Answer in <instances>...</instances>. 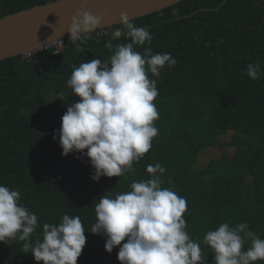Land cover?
Listing matches in <instances>:
<instances>
[{
    "label": "trees",
    "instance_id": "obj_1",
    "mask_svg": "<svg viewBox=\"0 0 264 264\" xmlns=\"http://www.w3.org/2000/svg\"><path fill=\"white\" fill-rule=\"evenodd\" d=\"M56 1L0 0V19ZM131 22L153 36L138 52L150 47L177 61L158 77L148 73L159 93L153 102L158 135L150 150L130 172L99 181L90 178L94 169L86 156L62 155L53 136L67 107L79 100L67 84L73 66L108 61L117 44L130 41L69 42L59 53L0 62V185L18 190L19 203L37 215L33 245L42 240L45 223L79 216L86 244L77 264H120L119 246L108 253L105 238L91 233L95 205L102 195L115 198L134 181L149 179L147 166L160 163L166 169L162 187L186 198V231L200 243L205 264H215L203 239L221 223H246L264 239V77L247 75L250 63L264 68V0H183ZM108 41L113 49L105 47ZM23 243L0 242V264H43L22 252ZM250 245L246 238L243 250Z\"/></svg>",
    "mask_w": 264,
    "mask_h": 264
},
{
    "label": "clouds",
    "instance_id": "obj_2",
    "mask_svg": "<svg viewBox=\"0 0 264 264\" xmlns=\"http://www.w3.org/2000/svg\"><path fill=\"white\" fill-rule=\"evenodd\" d=\"M87 2L81 0L80 10L71 18L67 32L72 41L97 32L102 23L100 15L86 10ZM120 24L114 38L123 36L130 42L113 49L108 41L105 47L113 49L108 61L92 59L73 66L67 84L79 100L67 107L61 128L53 136L54 140L59 137L63 156L79 153L89 159L93 181L130 172L133 162L150 150L158 135L154 121L159 113L153 102L159 93L156 80L148 73L158 77L165 65L171 68L177 63L171 53L153 54L150 47L143 53L136 50L151 44L148 27H137L127 13H121ZM247 75L259 80L264 77V68L250 63ZM146 171L150 178L134 181L130 191L115 198L100 196L91 233L105 238L108 253L119 246L120 264H205L200 243L186 231V198L162 187L160 174L166 169L160 163L148 165ZM20 199L18 190L0 185V242L24 241L22 252L31 253L43 264H77L86 244L80 217L65 214L58 224L45 223L42 240L33 245L31 236L38 227V217L20 204ZM247 229L246 223L232 227L223 222L206 233L203 242L215 254V264L264 261V239ZM246 238L251 245L243 250Z\"/></svg>",
    "mask_w": 264,
    "mask_h": 264
},
{
    "label": "water",
    "instance_id": "obj_3",
    "mask_svg": "<svg viewBox=\"0 0 264 264\" xmlns=\"http://www.w3.org/2000/svg\"><path fill=\"white\" fill-rule=\"evenodd\" d=\"M183 0H88L86 10L100 15V28L120 25L121 13L130 20L160 12ZM81 0H59L0 19V62L20 56L50 41L70 37L71 18Z\"/></svg>",
    "mask_w": 264,
    "mask_h": 264
},
{
    "label": "built area",
    "instance_id": "obj_4",
    "mask_svg": "<svg viewBox=\"0 0 264 264\" xmlns=\"http://www.w3.org/2000/svg\"><path fill=\"white\" fill-rule=\"evenodd\" d=\"M116 28L115 27H107V28H102V29H97V32L89 34L86 38L81 39L83 41L89 40L92 37H97V38H114L113 32ZM99 33V34H97ZM78 40V41H81ZM78 41H72L70 40V37L66 38H61L57 40L50 41L46 44L40 45L39 47H36L35 49L29 50L25 53L22 54L23 58H28L32 54H35L37 52H43V51H52L53 53H59L63 50L64 45L66 43H74L76 44Z\"/></svg>",
    "mask_w": 264,
    "mask_h": 264
}]
</instances>
